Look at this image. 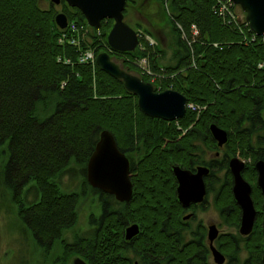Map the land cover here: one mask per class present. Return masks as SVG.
I'll return each mask as SVG.
<instances>
[{"label": "trees", "instance_id": "16d2710c", "mask_svg": "<svg viewBox=\"0 0 264 264\" xmlns=\"http://www.w3.org/2000/svg\"><path fill=\"white\" fill-rule=\"evenodd\" d=\"M167 1L176 44L174 65L159 63L155 59L158 49L149 47L141 37L140 43L146 44L144 50H107L106 35L112 19L102 20L98 30L90 26L93 33L89 37L96 54L108 51L133 74L140 75L132 59L148 55L153 71L163 69L164 76L153 83L156 91L171 88L183 93L188 103L204 106L199 113L188 108L181 118L170 121L146 116L137 106V97L124 88L121 80L101 71L96 63L79 62L78 46L68 41V29L62 30L54 22L52 6L42 8L39 0H0V144H7L9 150L1 182L11 194L17 217L46 250L75 224L80 197L77 191L62 193L54 178L72 159L86 164L104 129L111 131L122 151L145 149L139 161L130 166L133 197L124 207L125 218L117 220L107 214L96 225L95 240L89 246L82 238L67 243L66 255H85L91 264H131L118 258L125 246L120 221L128 219L141 225V232L133 240V247L143 256L140 263L164 264L166 240L161 226L166 217L172 227L169 245L175 257L173 264H207L202 248V259L195 249L185 253L194 244L187 242L183 249L179 234L171 232L178 226L181 207L175 199L170 166L197 157L191 155L196 151V139L210 150H223L220 158L209 161L216 169L213 177L216 171L225 170L214 200L223 220L238 225L240 210L232 195L227 161L237 151L245 158L264 160V44L259 38L253 42L245 39L244 35L250 34L248 26L241 32L233 24H222L221 18L211 13L212 0ZM135 2L128 0L129 4ZM62 11L68 21L88 25L75 7L64 4ZM176 22L187 30V37L191 24L198 27L192 50L180 38ZM79 43L81 49L89 45L86 40ZM50 103H54L53 111L39 117V109H47ZM214 123L228 134L223 147L210 134L209 126ZM253 133H257L255 142ZM252 165H247L244 176L254 182L257 176ZM32 187L38 198L28 202L25 195ZM252 187L251 198L259 209L261 193L258 187ZM102 198L104 209H109L107 199L112 196L102 194ZM255 220L251 234L244 239L248 256L242 264H263L261 215ZM238 237L219 236L221 249L230 257L239 254ZM88 248L92 255L88 256Z\"/></svg>", "mask_w": 264, "mask_h": 264}, {"label": "water", "instance_id": "95a60500", "mask_svg": "<svg viewBox=\"0 0 264 264\" xmlns=\"http://www.w3.org/2000/svg\"><path fill=\"white\" fill-rule=\"evenodd\" d=\"M59 3V0H50ZM70 7H75L81 11L88 25L100 28L104 19H112L113 24L106 35L111 49L118 52L134 51L138 45L137 31L131 28L123 19L124 11L128 0H62ZM234 4L240 6L245 15V21L251 31L257 35L264 34V0H232ZM54 22L60 29L67 27V15L59 11L54 16ZM95 63L101 71L111 77L121 80L122 85L127 91L137 97V106L146 116L161 118L166 121L181 118L187 107V99L183 93H179L171 88L156 91L153 83L142 80L137 74L130 73L123 69L118 63L111 59L106 51L99 52L95 57ZM210 134L215 139L219 147H223L227 141L226 130L217 124L209 126ZM85 173L86 180L92 188L100 189L106 194H113L119 201L128 202L133 193V182L130 179V160L125 153L118 148L116 139L110 130L104 129L99 135L92 150L91 155L86 161ZM245 163L238 157H232L228 161L233 184L232 194L241 210L240 225L238 231L245 236L251 234L255 222L256 209L251 198L252 187L242 176ZM257 180L256 185L261 190L263 198L261 208L263 209L262 232L264 241V160L254 163ZM196 172L192 173L188 169H181L173 164V174L178 180L176 188L177 197L182 205L188 206L190 203L202 202L205 190L203 176L209 172L206 166H197ZM139 233V225L132 223L126 228V239H132ZM213 261L216 264L223 263L225 256L213 245V240L219 235L215 224H210L207 229ZM262 263L264 264V243L262 249ZM71 264H87L80 256H75Z\"/></svg>", "mask_w": 264, "mask_h": 264}, {"label": "rangeland", "instance_id": "374dc122", "mask_svg": "<svg viewBox=\"0 0 264 264\" xmlns=\"http://www.w3.org/2000/svg\"><path fill=\"white\" fill-rule=\"evenodd\" d=\"M39 2L42 8L52 6L54 8L55 14H57V12L59 11H62L63 8L62 4H54L50 0H39ZM237 11L239 14L243 13L239 5ZM123 19L132 29L134 28L138 31V33L140 34V36H138V39L139 37H141L143 38V40L151 39L155 42L149 47L153 46L152 48L158 49L155 59H157L159 63L163 65L176 64V61L172 55L174 52L173 49L176 48V44L174 39V32L171 28L172 25L170 23V21L172 20L168 15L167 0H136L135 3H128L124 11ZM222 24L225 23L222 22ZM178 25H180V27L183 28L186 34H188L187 30L182 26V24H178L176 22L177 28H179ZM179 30L181 35V29L179 28ZM90 33H93L91 29L88 30L87 35H89ZM87 35H84L82 32H80L79 42L80 40H86L89 44L86 45L85 48L92 46L90 43L92 38L89 36L87 37ZM148 43L149 42H147V45ZM141 44L145 49L146 44L143 42ZM96 55L97 54L95 53V56ZM93 63H95V61ZM133 65L134 67H136V71L140 73L137 65L134 63ZM140 75L147 77L149 79V82L157 84V81L153 82L152 79L147 76V74L145 75L140 73ZM53 107L54 103H50L47 109H39V117L49 115L50 112L53 111ZM256 136L257 133H253L254 142L257 139ZM202 147L204 148L205 146H202L201 144V146L199 147V151L202 149ZM144 151L145 149L140 148L139 151L132 150L126 152V155H129L135 159L136 157L142 156ZM196 152L198 151L196 150ZM221 152L218 154V156H214L215 151L208 149L203 157H207L210 159L215 157L220 158L222 154ZM8 154L9 150L7 144H0V264H71V260L75 256H80L88 262V259L85 255L83 256L82 254H77L75 252L66 255V250L64 249V246L67 245V243L76 242L80 238L85 237L87 239H92L96 227V224L94 227L92 223L97 222V219L99 217V196L93 191L94 189L90 184H88L86 180V164L79 163L72 159L69 162L70 164L67 165L64 170L54 178L56 185L59 186V189L62 193L77 191L79 192L80 197L76 204L77 220L75 224L69 228H66V230L62 232L61 238L57 239L52 247L46 250V247L44 248L43 246H41L40 243L35 239L31 230L27 228L24 221L19 219V216L17 217V209L15 204L12 202V198L10 197L11 194L2 185L1 169L2 167H4L5 162L8 160ZM228 156L230 157L232 156V154H229ZM232 157H238L239 159L247 163V165H252L254 162L252 158H245L244 156L240 155L238 151ZM214 175L215 176L213 178H215V182H213V190L207 195L208 201L204 206L205 208H198L196 210V218H198L205 224H207V222L215 223L217 225L216 227L219 229V232L238 233L235 227L226 225V222L223 220L222 215L219 209L216 207L214 200L218 190L217 187L219 186L221 180H223L224 170L216 171ZM25 198L28 202L38 198L37 191L34 187H32V189L27 192ZM25 203L27 204V202ZM242 253L243 255L246 254L245 252ZM131 257H133V255ZM208 261H213L211 256L208 257Z\"/></svg>", "mask_w": 264, "mask_h": 264}, {"label": "flooded vegetation", "instance_id": "af4514ba", "mask_svg": "<svg viewBox=\"0 0 264 264\" xmlns=\"http://www.w3.org/2000/svg\"><path fill=\"white\" fill-rule=\"evenodd\" d=\"M60 2L59 3H56V4H66L64 1L62 0H59ZM52 2V1H51ZM54 3V2H52ZM55 4V3H54ZM205 146L204 148L202 147V149L199 151V147L201 146ZM194 145L196 146V151H193V153H191V155L193 154H196L197 157H193V158H188L186 159V162H182V163H175L173 162V164H176L178 165L181 169H188L190 170L192 173L196 172L197 170V166H203V167H207L209 168V172L207 174H205L203 176V180H204V190L206 191L205 192V195H204V198H203V201L202 202H195V203H190L188 206H183L181 202H179L178 200V197H177V191H176V188L177 186L179 185V182L178 180H176L174 174H173V169H172V165L170 166V169L172 170V177H173V180L175 181V186H174V191H175V199L176 201L179 203L180 207H181V213L177 216V220H178V226H176L174 228V230H172L171 232L174 231L177 232L179 234V238H178V241L180 242V245L182 246L183 249H185L186 247V243L187 242H191V244H194V246H189L187 247L188 249H186L184 252L187 253V251H190V250H193L195 249L196 250V253L199 255L200 259H202V255H201V248L202 250L206 253V263L207 264H216L214 261L210 262L208 261V257L211 256L212 259H213V254L211 253V248H210V244H209V240L207 238V229H208V226L210 224H215V223H210V222H207V224L201 222L197 217V212L196 210L198 208H205V204L206 202L208 201L207 200V195L209 192H211L213 190V182H214V178L212 176V171L214 170L213 167H211V163L209 162L211 159L210 158H207V157H203L204 154L206 153V151L208 150V147L205 145V143L203 141H201L200 139H196L195 142H194ZM126 155V152L123 151ZM220 153V151H216L215 152V156H218V154ZM144 154V153H143ZM126 157L128 158V160H130V166H131V163L132 162H138L139 161V157H136L135 159L129 155H126ZM232 158V157H231ZM230 159V158H229ZM228 159V161H229ZM262 159V158H261ZM259 159H256L255 161H257ZM228 161H227V167H228ZM255 161L253 162V165L254 168H255ZM186 163V164H185ZM245 163V162H244ZM244 169L242 170V176L245 178V180L250 183L251 187L252 185H256V180L257 178L255 179L254 182H251V181H248V179L244 176V172L246 170V167H247V163H245L244 165ZM228 171L230 173V176L232 177V174H231V171H230V168L228 167ZM256 171V169H255ZM225 172V170H224ZM257 175V173H256ZM131 179V178H130ZM232 184H233V177H232ZM232 184H231V187H232ZM134 187V185H133ZM253 188V187H252ZM259 188V187H258ZM94 189V192L98 194V205L100 206V213L98 214V219H97V222L95 223H92L93 226L95 227V224L97 225V223L99 222L100 219H103V217H105L107 214L111 213L112 215L115 216V218L118 220L120 218H125V215H123V212H124V207L125 205H129L130 203V200L132 197L130 198V200L128 202H124V201H118L115 196L113 194H106L105 192L101 191L100 189ZM260 190V189H259ZM133 192V190H132ZM252 192V190H251ZM260 193H261V190H260ZM102 194H106V195H110L112 196V198H108L107 200H109V203H107L106 205L108 206H111L109 207V209H104V203L103 201H105L103 198H102ZM233 195V194H232ZM262 198V196H261ZM262 201H263V198L261 199V205H262ZM107 202V201H106ZM235 205L237 206L238 210H240V207L239 205L236 203L235 201ZM254 205V203H253ZM261 205H260V208L259 209H256L255 206L254 208L256 209V215H255V219L257 218L258 215H261V219L263 217V209L261 208ZM165 211V210H164ZM221 213V212H220ZM240 217H241V210H240V214H239V219H238V225L235 226V225H232V223L230 221H228L226 223L227 226H232V227H235L238 231L239 229V225H240ZM121 219V229H122V237H123V242L125 243V246L123 247L124 249L118 254V258L119 259H125L129 262H131V264H141L140 263V260L143 259L142 255H139L138 254V251L137 249H135L133 247V240L137 237V235L141 232V225H139V223L135 222V221H129L128 219L126 220H122ZM254 219V220H255ZM94 220V219H93ZM92 220V221H93ZM166 217L164 218V221H163V224L161 226V231L164 235V239L166 240L165 242V248H164V253H163V256H165L164 258V264H173L174 263V256H172V252H171V246L169 245V238H170V230L172 229V227H170L167 222H166ZM256 221V220H255ZM263 221V219H262ZM132 223H137V225H139V233L135 236L132 237V239H126L125 237V231H126V228L131 225ZM255 223V222H254ZM216 225V224H215ZM217 226V225H216ZM254 226V225H253ZM261 228H262V224H261ZM96 229V227H95ZM94 231V230H93ZM218 232H219V229H218ZM222 234H238L239 235V244H238V256H231L229 254H226L222 249H221V243H218V239H219V236L222 235ZM262 235H263V232H262ZM249 236V235H248ZM247 236L245 235H242L239 231L238 233H232V232H229V233H222V232H219V235L216 239L213 240V245L222 252V254H224L225 256V259L223 261V263H220V264H242L243 260L247 258L248 256V253H247V250L246 248H244L245 246V242H244V239H246ZM85 240L86 242V246H89V244L94 241L95 239L92 237V239H87V238H82ZM263 241V240H262ZM264 243V241H263ZM199 245L201 247H199ZM263 249V248H262ZM242 252H245L246 254L243 255ZM88 256L89 255H92V250L90 248H88ZM130 253V254H129ZM133 255V257H131ZM263 255V254H262ZM86 261V260H85ZM87 264H91L90 261L88 260V262L86 261Z\"/></svg>", "mask_w": 264, "mask_h": 264}, {"label": "built area", "instance_id": "2783aa9c", "mask_svg": "<svg viewBox=\"0 0 264 264\" xmlns=\"http://www.w3.org/2000/svg\"><path fill=\"white\" fill-rule=\"evenodd\" d=\"M211 13L221 18L222 22L227 25H231V24L235 25L236 28L241 32L244 30V26H247L246 23L243 21V15L238 14L236 10V5L233 4L232 0H212ZM178 26L181 29V35H180L181 39L185 40L187 45L191 49V43L196 39V37L199 34L198 27H196L194 24H191L190 25L191 34H190V37H187V34L183 30V28H181L180 25ZM66 29H68L69 34L71 35L68 41L71 44L77 45L78 46L77 50L80 51L79 62L93 63L95 61L94 47L91 46V47L84 48V49H81L79 47L80 32H82L84 35H87L88 30H89L88 25L84 23H77L74 20H70L68 21V25ZM248 31L250 32V34L244 35L245 39L246 37H248L249 41L253 42L257 38H259L260 41L264 44V34L256 35V33L252 32L249 28H248ZM64 36L65 35L59 38L60 42H62ZM88 36L89 35H87V37ZM148 42H149L148 43L149 45H153L155 43L151 39L148 40ZM213 45L216 46L217 43H213ZM106 48L107 50L111 51L109 45H106ZM139 48L144 50V46L141 44L139 45ZM190 60H191V65L195 67L196 61L194 60L193 55H191ZM131 62L137 65L140 73L145 74V75L147 74V76L151 78L153 82H156L157 78L164 76L163 72H161L162 69L160 72L153 71L147 55L141 56V57H135V59H132ZM187 108L195 111L196 113H199L202 110V108H204V106L203 105L199 106L198 104L191 102V103H187Z\"/></svg>", "mask_w": 264, "mask_h": 264}]
</instances>
